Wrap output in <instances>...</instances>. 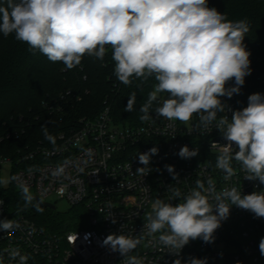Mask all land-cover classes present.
<instances>
[{
  "label": "clouds",
  "instance_id": "1",
  "mask_svg": "<svg viewBox=\"0 0 264 264\" xmlns=\"http://www.w3.org/2000/svg\"><path fill=\"white\" fill-rule=\"evenodd\" d=\"M248 31L246 19L230 21L208 7V0H6L0 4V33L4 37L14 34L16 40L29 46L30 52L39 51L53 63L62 62L68 70L80 65L85 55L102 61L106 46L111 47L119 82L130 85L133 77L142 82L154 78L157 82L140 107L141 121L151 119L153 102L158 94L167 92L168 98L155 109L158 117L187 124L199 114L198 126L204 129L216 121L215 128L229 142L218 145L216 166L225 172V179L235 174L231 166L234 159L247 173L246 179L264 184V96L250 95L247 107L234 111L231 119L224 116L217 120V113L226 108L221 97L238 94L245 76L250 74V53L243 43ZM230 80L235 86L226 87ZM136 99L133 92L126 112L134 110ZM42 132L45 139L55 143L47 126H42ZM233 144L238 151H234ZM197 152L183 146L178 155L187 159ZM157 153L158 148L153 147L139 154L144 167L137 172L148 174L151 156ZM166 167L174 174L172 166ZM9 182L0 179L5 186ZM18 186L25 207L32 205L42 212V201L36 200L29 186ZM205 191L197 181L176 205L157 198L151 213L145 216L143 229H147V235L160 233L161 244L178 255L190 240L213 242L214 232L228 218L233 205L264 218V191L242 195L235 187L224 189L214 196V204ZM173 196L181 198L178 190ZM18 227L12 219L0 221V230L6 233ZM142 239L143 234H110L103 244L125 258L122 264H144L141 258L129 255ZM259 250L264 256V238ZM9 256L11 260L18 258L17 264H27L28 257L19 250H11ZM173 264H181V260ZM188 264H207V259L191 258Z\"/></svg>",
  "mask_w": 264,
  "mask_h": 264
},
{
  "label": "built area",
  "instance_id": "2",
  "mask_svg": "<svg viewBox=\"0 0 264 264\" xmlns=\"http://www.w3.org/2000/svg\"><path fill=\"white\" fill-rule=\"evenodd\" d=\"M106 54L112 56L111 47L106 46ZM261 80L259 91L250 93L242 85L238 94L221 97L226 108L217 113V120L224 116L231 119L234 111L247 107L250 95L264 96V76ZM233 86L234 80L226 85ZM168 95H160L157 107ZM81 100V96L75 97L76 102ZM45 106L50 114L63 110L61 106ZM157 107L149 111L151 119L130 126L116 124L107 106L97 117L79 118L60 130L54 144L47 141L28 146L15 159L0 155V171L2 165L12 164L17 188L27 184L44 202L53 204L57 199L67 201L71 207L82 206L88 226L60 237L25 216H11L0 199V221L12 219L19 225L14 232L0 230V264H17L18 258L11 260L9 256L14 249L28 257L27 264H122L125 258L103 244L110 234H143L141 244L129 255L141 258L144 264H173L176 259L188 264L191 258H206L207 264H264L259 250L264 218L235 205L214 232L213 242L190 240L178 255L161 244L160 233L147 235L143 228L152 203L159 198L176 205L196 187L197 181L212 204L214 196L224 189L235 187L242 195L264 191L259 180L245 178L247 173L240 162L232 160L235 174L227 180L225 172L216 166L218 145L229 143L215 128L216 121L207 129L198 126L199 114H194L187 124L169 121L156 115ZM11 138L9 132L0 137V142ZM183 146L197 149V155L181 158L178 153ZM153 147L158 148V153L151 156L148 174L137 172L144 167L139 154ZM233 149L238 151L235 144ZM166 166H172L174 174ZM177 190L181 198H174Z\"/></svg>",
  "mask_w": 264,
  "mask_h": 264
},
{
  "label": "trees",
  "instance_id": "3",
  "mask_svg": "<svg viewBox=\"0 0 264 264\" xmlns=\"http://www.w3.org/2000/svg\"><path fill=\"white\" fill-rule=\"evenodd\" d=\"M3 3L6 0H0ZM208 7L230 21L247 20L249 31L243 43L250 53L251 71L243 86L250 93L259 91L264 76V0H208ZM114 63L110 54H105L102 61L85 55L80 65L68 70L62 62L53 63L39 51L33 54L14 34L4 37L0 33V137L12 134L11 139L0 142V155L15 159L28 146L48 141L42 126H47L55 137L79 118L97 117L107 106L116 124L142 125L140 107L157 82L154 78L142 82L133 77L132 84L126 86L117 80ZM133 92L137 97L134 110L126 112ZM163 93L158 94L150 110L158 106ZM76 96L82 100L76 102ZM46 104L63 110L50 114ZM0 199L11 216H25L60 237L88 227L82 206L67 211L42 207L43 211L38 212L32 205L25 207L21 190L15 185L5 189L0 184Z\"/></svg>",
  "mask_w": 264,
  "mask_h": 264
},
{
  "label": "rangeland",
  "instance_id": "4",
  "mask_svg": "<svg viewBox=\"0 0 264 264\" xmlns=\"http://www.w3.org/2000/svg\"><path fill=\"white\" fill-rule=\"evenodd\" d=\"M13 173H14V169H13L12 164L6 163L2 165L1 171H0L1 179H8L10 181L6 186L1 184L3 188L7 189L11 187L12 185H14L13 179H11L13 177ZM31 193L34 196V192L31 191ZM52 202L56 206L57 210L59 211H67L71 208L70 204L65 200L56 199V200H53Z\"/></svg>",
  "mask_w": 264,
  "mask_h": 264
},
{
  "label": "water",
  "instance_id": "5",
  "mask_svg": "<svg viewBox=\"0 0 264 264\" xmlns=\"http://www.w3.org/2000/svg\"><path fill=\"white\" fill-rule=\"evenodd\" d=\"M34 197L36 198V200L42 201L38 196H34ZM41 206L44 207V208H50V209H55L56 208V206L54 204L49 203V202H44V201H42V205Z\"/></svg>",
  "mask_w": 264,
  "mask_h": 264
}]
</instances>
